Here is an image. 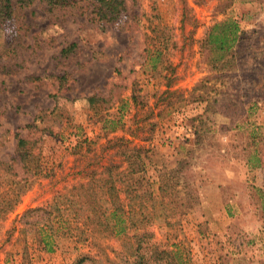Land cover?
<instances>
[{
    "label": "rangeland",
    "instance_id": "374dc122",
    "mask_svg": "<svg viewBox=\"0 0 264 264\" xmlns=\"http://www.w3.org/2000/svg\"><path fill=\"white\" fill-rule=\"evenodd\" d=\"M76 1L37 0L0 28V62L22 65L0 70V264L122 263L120 241L93 226L56 231L74 216L53 221L47 246V215H25L103 172L115 137L151 150L150 181L196 187L199 204L152 226L179 264H264V0H124L113 21ZM230 19L243 33L222 66L206 37ZM16 133L35 142L25 163Z\"/></svg>",
    "mask_w": 264,
    "mask_h": 264
},
{
    "label": "trees",
    "instance_id": "16d2710c",
    "mask_svg": "<svg viewBox=\"0 0 264 264\" xmlns=\"http://www.w3.org/2000/svg\"><path fill=\"white\" fill-rule=\"evenodd\" d=\"M37 0H0V28L14 22L18 10L30 7ZM48 10L77 8L76 0H38ZM94 5V12L99 20L113 21L125 9L124 0H89ZM243 31L236 20L230 19L214 24L206 37L210 50L217 52L216 62L223 64L239 42ZM74 49L72 45L65 47L61 55L69 56ZM229 63V62H228ZM21 63L6 64L0 62L3 73H14ZM61 85L68 81V72L57 76ZM16 152L20 161L25 163L32 155L35 142L28 137H20L18 133ZM106 150H112L109 161L99 175L93 173L90 179L73 185L64 192H58L53 201L46 207L30 209L25 214L42 213L47 215V229L44 231L43 242L48 246V238L56 231L67 230L85 236L92 226L108 237H115L121 243L124 259L116 262L107 258L111 264H179L178 251L168 244L156 241V233L152 226L156 220L162 219L171 224L189 210L199 204V195L193 183H185L179 175L167 176L159 171L157 182L146 178L147 166L145 159L149 151L140 145H133L130 140L111 138ZM141 173L143 175H138ZM158 183L157 195L154 185ZM74 216L76 227H58L55 231L54 220L68 224ZM81 221V222H80ZM174 221V222H173ZM83 223H86L85 225ZM38 224V223H37ZM70 224V223H69ZM80 224V225H79ZM83 226V227H82ZM120 253V252H119ZM119 255V254H118ZM98 263L91 254H82L74 264Z\"/></svg>",
    "mask_w": 264,
    "mask_h": 264
}]
</instances>
